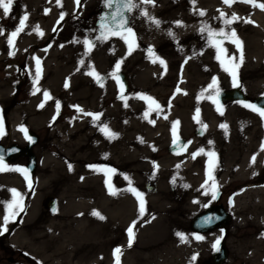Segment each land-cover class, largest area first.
<instances>
[{
	"label": "rangeland",
	"instance_id": "rangeland-1",
	"mask_svg": "<svg viewBox=\"0 0 264 264\" xmlns=\"http://www.w3.org/2000/svg\"><path fill=\"white\" fill-rule=\"evenodd\" d=\"M13 1L9 16L5 17L0 9V29L4 32L0 35V116L4 121L0 143L24 146L27 139L21 127L33 132L37 136L32 148L36 165L34 176L28 175L31 190L22 172H0V227L5 206L13 200L11 189L23 194L25 204L24 212L4 232L6 251L0 264H115L117 247L122 249L120 264H213V245L223 239L222 231L197 234L190 222L215 203L223 204L231 216L223 264H264V120L244 106L248 103L218 106L213 102L217 89H232L233 81L224 68L219 79L212 73V66L210 76L199 75L202 69L207 71L201 66L205 58L202 54L196 56L200 49L192 43L208 39L207 34L189 28L181 31L183 38L179 33L173 38L168 35L170 30L156 27L140 15L146 8L154 17L166 7L156 18L173 19L178 11L190 15L207 9L210 27L219 31L225 26L218 9L228 17L236 13L240 19L230 27L243 41V63L237 77L250 100L264 95V10L241 2L229 7L222 0H196L195 6L191 0H155L154 7L141 4L130 14L136 44L129 54L120 36L97 39L95 23L101 0H81L79 7L75 0H61L62 7L57 0H49V17L47 0ZM62 12L66 13L63 20ZM25 15V29L14 48L10 47L8 36ZM246 19L254 23H245ZM37 25L42 36L34 31ZM85 40L92 42L91 51ZM225 44L235 48L231 42ZM191 52L193 60L189 62L185 54ZM154 57L165 64L153 62ZM117 63L119 72L127 75L130 83L124 99H117L119 89L111 75ZM93 70L104 77L103 87L88 74ZM213 79L217 84L210 88ZM45 92L49 93L48 99ZM141 97H151L160 105L161 110L152 113L156 123L161 119L157 112L167 111V130L160 141L148 123L135 120L137 116L124 122L128 126L121 132V124L117 122L116 129L110 128L111 121L105 117L94 125L87 122L93 117L85 113L101 117L128 111L127 120L136 111L149 112L150 101ZM177 121L176 137L189 139V145L182 155L173 156L166 147L174 138L173 124ZM222 124L227 125L226 130ZM105 125L118 134L117 138L110 139L101 131ZM198 127L203 129L202 136L193 133ZM66 134L73 135L71 143L80 139L82 144L74 155L62 142ZM96 138L102 148L93 155ZM128 141L136 148L130 154L115 155ZM107 151H111L110 157ZM209 152L215 153V199L212 181L205 186ZM193 154H197L195 158ZM26 164L25 157H18L6 165L8 169H25ZM130 187L144 197L143 216ZM110 188L116 195L110 194ZM102 189L108 191V199ZM51 198L56 200L54 213L47 207ZM94 210L105 219L92 215ZM107 216L111 219L105 222ZM134 222V241L129 247L127 230ZM177 233L185 235L188 242L182 243ZM196 236L203 240H196Z\"/></svg>",
	"mask_w": 264,
	"mask_h": 264
},
{
	"label": "snow or ice",
	"instance_id": "snow-or-ice-1",
	"mask_svg": "<svg viewBox=\"0 0 264 264\" xmlns=\"http://www.w3.org/2000/svg\"><path fill=\"white\" fill-rule=\"evenodd\" d=\"M191 2L193 3V6H195L196 0H191ZM237 2L250 4L254 8H259L261 10H264V3H258L257 0H222V3L224 5L229 6V7H231L233 4H235ZM75 3L79 7L81 5V0H75ZM141 4L152 5L154 7L155 6V0H139V3L134 2V0H105V6L107 8L112 9L113 5H115L116 8H115V11L111 13V22H112L111 26L108 22V15H105L104 17L101 18L102 22L100 24V29L102 31H101L100 36L97 37V39L105 40V39L109 38V36H120V38L125 40V43L128 45V53L131 54V52L134 49V45L136 44V38H135V33L133 32V29L130 26H128V17L125 16V13H130L134 9L140 8ZM57 5L62 7L61 0H57ZM12 6H13V0H0V9L3 10V14L5 17L9 16L11 9H12ZM48 11H50V10H46V14ZM218 11L220 12L219 18L223 21V25L225 27H222L219 31H214L208 24L205 23L201 27L200 31L202 33L207 32L208 42H209L210 46H212L216 49L217 60L221 62V65H222V67H224V70L227 71L229 73V75L232 77L233 87H239L240 85H239V81H238V77H237V70L239 69V67L243 63V41H241L239 39V37L236 33V30L234 28H231L230 26L234 22H238L240 17H238V15L236 13H232V15L230 17H228L226 15V13H224L223 11H220L219 9H218ZM65 15H66V13L62 12L60 15V19L63 20ZM140 15L146 17L151 23L155 24L156 27H160L161 21L159 19H156L155 17L150 16L146 8L141 9ZM199 15L204 16V15H206V13L204 10H199ZM27 19H28V16L25 15L20 20L19 27L16 28L14 31H12L10 36H8L7 43L10 47L14 48L16 39L19 37V35L25 29V22L27 21ZM244 22L245 23H254L250 19H246V20H244ZM177 26H183L182 22L178 21ZM225 28H228L229 30L226 31ZM34 31L40 36L43 35V32L39 28L38 25L35 26ZM0 35H4V32L2 29H0ZM168 35L170 37L175 38V34L171 31L168 32ZM218 37H220L222 39H217ZM226 41L233 43L235 45V47L237 48V50L239 51V53H240L239 58H238L239 62H236L237 58L235 56H228L227 49L222 46ZM84 44L87 46L88 51H91L92 46H93L92 42L85 40ZM149 51L151 53V50H149ZM11 54L14 55V52ZM152 55L154 56V53ZM224 57H227V59H223ZM156 60H159V63L161 65L165 64V62L163 60L159 59L158 57H154L153 62H156ZM83 63L84 62L81 61V64H83ZM36 64H37V80H36V82H38V79L40 76V60L39 59L36 60ZM119 69H120V63H117L116 71L111 73L112 77L114 79H116V81L118 83L120 82V77L118 75ZM88 74L92 75L97 80V82L101 85V87H103L104 77L100 76L94 70L89 72ZM216 84H217V81L215 79H213V83L209 87L213 88L216 86ZM67 86L68 85L66 83L65 87H67ZM122 87H123V85L121 84V88ZM217 95H219L218 89H217ZM44 97H45V99H48L49 93L45 92ZM141 98L150 101L149 112L161 110L160 105L153 98H151V97H141ZM121 99H124L123 95L121 96ZM213 102L215 103L216 101L213 100ZM151 105H154L155 107L153 108V107H151ZM244 106L248 107L250 110L257 113L261 117V119L264 120V106H257L255 104H250V103L245 104ZM40 107H43V104H41ZM57 108H59V104H57ZM80 111H83V110L80 109ZM85 115H91L94 120L100 119L99 114L94 115L91 113H85ZM198 115H199V109H197V116ZM147 116H148V112L145 113L146 118H147ZM165 118H167V117H165ZM149 122L151 123L152 121H149ZM178 123L179 122L177 121L173 124V137H174L173 144H174V146H176V144H177V137H176L175 129H176V125ZM203 127L206 128L207 126L203 125ZM221 127L224 128L225 130L227 129V125L222 124ZM20 131L25 133L26 139L31 140V137L28 136L26 129L21 127ZM101 131L104 132L105 135L108 136L110 139L117 138L118 134L111 132V130L107 128V125L102 127ZM3 135H4V121H3L2 116H0V137H2ZM181 147H183V146H181ZM261 150L264 151V144H262ZM200 153H203V149L200 150ZM195 155H197V154H193V158H195ZM207 155L209 156V170L207 173L208 179L205 181V186L208 185V180L212 181L211 187L214 190L213 191V199H215L216 198L215 189L217 188V184H216L214 176L212 175V171L215 167V164H214L215 153L209 152V153H207ZM252 163H255V156H253V158H252ZM69 169L71 170V165H69ZM5 170H15V171L22 172L25 180L28 181V187L31 190L32 185H31V181H30L29 176H28V170L27 169H8L7 165L5 164L4 155L0 154V172L5 171ZM108 171H113V170L109 169ZM173 183H174V181H173ZM129 190L136 196L137 200L139 201L140 215L143 216L144 212H145V201H144L143 195L139 191H137L135 188L130 187ZM10 191L12 192L13 200H12V202L8 203L5 206V214L3 216V227H0V234H2L3 232H6L8 230L7 225L10 222H14L15 217L18 216L21 212H24V210H25L23 194L18 192L15 189H11ZM110 194L116 195V192L110 188ZM91 214L98 217L101 220L105 219V217L102 214H100L98 211L94 210ZM154 218L155 217H153V219ZM209 222H210V220L205 221V223H209ZM134 226H135V222L127 230L128 237H129V244H128L129 247L132 246V243L134 241V235H135L133 232ZM177 236L179 237V239L182 243L188 242V238L185 235H183L182 233H177ZM195 239L199 241V240H203V237L202 236H196ZM221 239H222V237H221ZM220 242H221L220 239H217L215 244L213 245V248L217 252L220 251V248H219ZM121 254H122L121 248L117 247L116 249H114L115 264H120V255ZM196 259H197V256L194 255L192 257V260L195 261Z\"/></svg>",
	"mask_w": 264,
	"mask_h": 264
},
{
	"label": "bare ground",
	"instance_id": "bare-ground-1",
	"mask_svg": "<svg viewBox=\"0 0 264 264\" xmlns=\"http://www.w3.org/2000/svg\"><path fill=\"white\" fill-rule=\"evenodd\" d=\"M165 9H166V7L161 8L159 10V12H157L154 17L156 18V16H159L158 14L164 12ZM204 11L206 13V15H204V16H200L199 15V10H197L196 12H193L190 15L189 14H185V13H180V11H178V12H176V13H174L172 15L173 16V19L172 18H169V17H167V18L166 17H157L156 19H159L161 21V25L160 26L162 28H164V30L167 29V30H170L173 33H179V35L182 36V38H183L184 37V34L181 33V31H185V30H187L189 28H193V29H197V31H199L200 33H202L200 31V29H201V27L205 23L208 24L209 26H211V18L208 15L209 12H207V9L204 10ZM178 21L179 22H182V25L183 26H177V22ZM202 34L203 35H206L207 32H204ZM217 39H222V38L218 37ZM256 44H257V41H256ZM192 45L193 46H196L198 49H200V51L197 52V55L196 56H200V54H202L203 58H205V61L203 60L201 62V64H202L201 66L206 67L207 68V71L204 70V69H202V72L200 71L199 75L203 76L205 74L206 75V78H207V75L210 74L209 67L212 66V68H214V70H212V73L215 74L216 79H219V77H220V75H219L220 74V71L224 67H222L221 62L218 61L217 58H216L217 57L216 49L214 47H211L210 46V44L208 42V39H206V38L196 39L192 43ZM222 46L227 49L228 56H229V54H231V56H235V57L239 58L240 53H239V51L237 50L236 47L235 48L229 47L225 43ZM210 47H211V49H210ZM185 59H187L189 62H191L193 60V54H192V52L185 54ZM223 59H227V57H224ZM182 100H183L182 98L179 99L180 102H182ZM146 112H148V111H143V112L136 111L132 118L129 117L126 120V113L128 114L129 112L128 111H120L119 114H116V116L115 115L114 116H112V115L101 116L99 120H94L93 118H91L87 122L94 125V124H97V123L102 122L103 117H105L104 120L111 121V124L109 126L110 128L113 127V128L116 129V125L115 124L117 122L119 124H121L120 125V129H119V131L121 132L122 127L128 126V124H124V122H126V121L128 122V121L132 120L133 118H135L137 116L135 118V120L137 122H141L144 125L146 123H148L147 126L150 129V131H153V130L156 131V134L154 135L155 139H157L158 141H160L161 139H163V136H164V134L166 133V130H167L166 129V126H167V124H166L167 123V118H165L167 111H163L162 113H160V112L158 113L157 112V114H159V118H161L157 123L155 122L156 121V119H155L156 116L152 114L153 111L148 112L147 118L145 117V113ZM149 121H152V122L150 123ZM75 128H78V126H76ZM77 131H78V129H77ZM72 134L63 135L62 142L64 144H67L68 145V147L71 150V153L70 154H73L74 155L77 150H79V149L82 148V146H81L82 144H80V139L77 141V143H71L69 141V139L73 136ZM141 145H142V142L140 141V146ZM129 147H130V149H129ZM101 148L102 147L98 143V139L96 138V140L92 144V151H94L93 155L98 154L101 151ZM133 148H136V144H134L131 141H128V142H126L125 147L123 149H121V152H118L117 151V152H115V155H117V154H123V153L130 154L129 152L132 151ZM106 154H108V157H110L111 156V151H109V152L107 151ZM247 159H246V161H247ZM241 168H242V166L239 167L238 169H241ZM101 172H103V174H104V171H100L99 173H101ZM173 178H175V176ZM76 180L78 181V178H76ZM102 192H103L104 196L107 197V199H108L109 198L108 191L106 190V192H104V189H102ZM111 200H113V198ZM121 212H124V211L122 210ZM109 216H111V215H109ZM109 216L106 217L105 222H108L111 219ZM121 216H123V214H121ZM111 230H112V228H111Z\"/></svg>",
	"mask_w": 264,
	"mask_h": 264
},
{
	"label": "water",
	"instance_id": "water-1",
	"mask_svg": "<svg viewBox=\"0 0 264 264\" xmlns=\"http://www.w3.org/2000/svg\"><path fill=\"white\" fill-rule=\"evenodd\" d=\"M116 6L113 5L112 9H109L105 6V0H104V7L101 11L100 19L98 20L97 24L99 26V32L98 35L101 34L100 24H101V18L105 15H108V22L111 26V13L115 11ZM130 13H125V16L128 17V26H130ZM118 75L120 77V82L118 83V86L121 90V94L118 96L121 98L127 94L129 91V82L127 79V76L122 73L118 72ZM121 84L123 87L121 88ZM247 97L243 94L240 87H235L232 90L229 91H221L219 92V95H217V102L219 105H222L226 102H247ZM250 104H255L257 106H264V96L261 97H255L250 101ZM28 136L31 137V140L27 139V144L23 147L12 145L9 147H3L0 145V154L4 155L5 162H9L15 158L18 157H27L28 163L26 165V169L28 170L29 175H33L35 171V163L36 158L35 155L32 152L33 146L37 143V136L32 132H27ZM198 135L201 134L200 130H197L196 132ZM183 146V147H181ZM185 147V141L181 138H177V144L174 146L173 142L170 147H168V152L170 154H177L183 150ZM47 207L50 210L51 213L55 212L56 207V201L55 199H49L47 202ZM206 220H210L209 223H205ZM230 217L227 214V212L224 210L222 205H211L207 207L203 212L196 215L190 223L191 229L197 233H207L209 231L222 228L225 229V226L229 223ZM220 251L217 252L215 250V253L212 256L213 264H221L227 257V250L225 248V243L220 242L219 245Z\"/></svg>",
	"mask_w": 264,
	"mask_h": 264
},
{
	"label": "flooded vegetation",
	"instance_id": "flooded-vegetation-1",
	"mask_svg": "<svg viewBox=\"0 0 264 264\" xmlns=\"http://www.w3.org/2000/svg\"><path fill=\"white\" fill-rule=\"evenodd\" d=\"M14 2V1H13ZM20 6V5H19ZM103 7H104V0H101L100 1V3H99V11H98V15H97V20L99 19V17H100V14H101V11L103 10ZM47 10H49V0H47ZM47 15H48V17H49V11L47 12ZM96 20V21H97ZM96 24V23H95ZM131 25H132V23H131ZM131 25H130V27H131ZM97 27V26H96ZM99 30V28L97 27V31ZM193 133H194V135L196 136V134H195V131H193ZM203 135V134H202ZM189 138V137H188ZM186 141H187V143L189 144V139H185ZM192 141V140H191ZM0 145H2L1 143H0ZM3 147H7V146H4L3 145ZM184 153V151L182 152V153H180V154H178V155H182ZM19 158H21V157H19ZM26 159H27V162H28V158L27 157H25ZM15 159H17V158H15ZM15 159H13V160H11V161H9V162H5V164H9V163H12ZM27 165V164H26ZM26 167V166H25ZM215 204H220V203H215ZM225 207V206H224ZM226 208V207H225ZM227 211H228V209H226ZM227 235V229H226V232H225V237H227L226 236ZM5 237V233L3 232L2 234H0V259L1 260H3L4 258H3V255H4V253H5V251H6V249H5V244L3 243V238Z\"/></svg>",
	"mask_w": 264,
	"mask_h": 264
}]
</instances>
